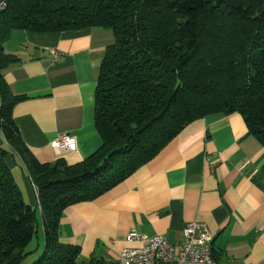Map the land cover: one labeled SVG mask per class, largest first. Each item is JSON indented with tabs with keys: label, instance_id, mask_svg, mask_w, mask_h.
I'll return each mask as SVG.
<instances>
[{
	"label": "trees",
	"instance_id": "obj_1",
	"mask_svg": "<svg viewBox=\"0 0 264 264\" xmlns=\"http://www.w3.org/2000/svg\"><path fill=\"white\" fill-rule=\"evenodd\" d=\"M7 1L0 12V134L39 189L42 219L6 164L13 152L0 147V264H24L40 227L45 248L35 264H109L81 262L80 249L61 241L65 209L105 195L208 115L241 114L264 147V0ZM87 28L115 36L95 94L103 146L76 165L41 163L12 117L20 97L2 73L18 58L5 43L13 30Z\"/></svg>",
	"mask_w": 264,
	"mask_h": 264
},
{
	"label": "crops",
	"instance_id": "obj_2",
	"mask_svg": "<svg viewBox=\"0 0 264 264\" xmlns=\"http://www.w3.org/2000/svg\"><path fill=\"white\" fill-rule=\"evenodd\" d=\"M114 41V33L102 28L11 32L5 52L18 60L3 71L2 81L20 97L12 117L39 162L76 165L103 146L95 94L105 51ZM63 133L77 139L76 151L60 155L51 148ZM0 147L10 149L2 134ZM6 164L41 220L26 166L14 152ZM190 222L201 225L200 235L211 240L219 263L264 264V147L239 113L191 123L108 193L66 208L61 241L80 249L81 262L115 264L129 246L130 231L177 244Z\"/></svg>",
	"mask_w": 264,
	"mask_h": 264
},
{
	"label": "built area",
	"instance_id": "obj_3",
	"mask_svg": "<svg viewBox=\"0 0 264 264\" xmlns=\"http://www.w3.org/2000/svg\"><path fill=\"white\" fill-rule=\"evenodd\" d=\"M7 8L8 1L0 0V12ZM52 53L56 59L62 56L58 51ZM1 106L0 99V111ZM77 144L75 137L63 133L52 141L51 148L64 155L76 151ZM33 187L39 202V189L35 185ZM200 231L198 222H190L184 228L182 241L172 244L162 235L146 236L132 230L127 236L129 246L122 250L115 264H221L213 257L211 240L201 236Z\"/></svg>",
	"mask_w": 264,
	"mask_h": 264
},
{
	"label": "rangeland",
	"instance_id": "obj_4",
	"mask_svg": "<svg viewBox=\"0 0 264 264\" xmlns=\"http://www.w3.org/2000/svg\"><path fill=\"white\" fill-rule=\"evenodd\" d=\"M44 248L45 235L43 228L40 227L38 237H35L32 243L26 249V251L30 252L31 254L28 256V259L24 262V264H35L42 257Z\"/></svg>",
	"mask_w": 264,
	"mask_h": 264
},
{
	"label": "water",
	"instance_id": "obj_5",
	"mask_svg": "<svg viewBox=\"0 0 264 264\" xmlns=\"http://www.w3.org/2000/svg\"><path fill=\"white\" fill-rule=\"evenodd\" d=\"M211 10H213V7H211Z\"/></svg>",
	"mask_w": 264,
	"mask_h": 264
}]
</instances>
